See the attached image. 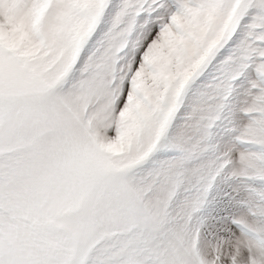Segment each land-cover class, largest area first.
<instances>
[{"label":"snow or ice","instance_id":"1","mask_svg":"<svg viewBox=\"0 0 264 264\" xmlns=\"http://www.w3.org/2000/svg\"><path fill=\"white\" fill-rule=\"evenodd\" d=\"M0 264H264V0H0Z\"/></svg>","mask_w":264,"mask_h":264}]
</instances>
